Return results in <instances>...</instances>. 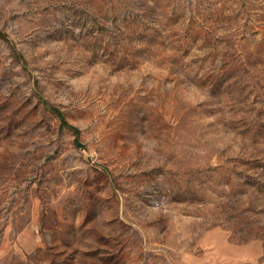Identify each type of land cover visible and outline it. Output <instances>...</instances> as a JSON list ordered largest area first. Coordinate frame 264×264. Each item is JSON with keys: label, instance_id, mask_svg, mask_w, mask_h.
<instances>
[{"label": "rangeland", "instance_id": "374dc122", "mask_svg": "<svg viewBox=\"0 0 264 264\" xmlns=\"http://www.w3.org/2000/svg\"><path fill=\"white\" fill-rule=\"evenodd\" d=\"M0 264H264V0H0Z\"/></svg>", "mask_w": 264, "mask_h": 264}, {"label": "trees", "instance_id": "16d2710c", "mask_svg": "<svg viewBox=\"0 0 264 264\" xmlns=\"http://www.w3.org/2000/svg\"><path fill=\"white\" fill-rule=\"evenodd\" d=\"M54 112H55L56 115L59 117V119H60V121H61V125H62V126L70 127V128L74 131V133H75V135H76V138H78V137H79V133H80L79 130H78L76 127L70 125V124L65 120L63 114H62L60 111H58V110H54Z\"/></svg>", "mask_w": 264, "mask_h": 264}]
</instances>
